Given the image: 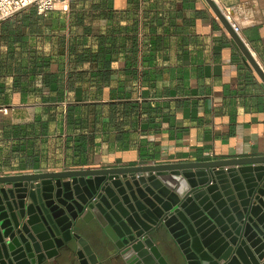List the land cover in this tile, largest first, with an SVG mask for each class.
<instances>
[{
    "label": "crops",
    "instance_id": "crops-1",
    "mask_svg": "<svg viewBox=\"0 0 264 264\" xmlns=\"http://www.w3.org/2000/svg\"><path fill=\"white\" fill-rule=\"evenodd\" d=\"M217 4L264 71V0ZM262 157L264 83L204 0H75L0 22V177ZM87 241L96 264L122 263Z\"/></svg>",
    "mask_w": 264,
    "mask_h": 264
},
{
    "label": "water",
    "instance_id": "water-1",
    "mask_svg": "<svg viewBox=\"0 0 264 264\" xmlns=\"http://www.w3.org/2000/svg\"><path fill=\"white\" fill-rule=\"evenodd\" d=\"M78 221L95 222L123 264H168L153 240L160 230L184 264H264V157L0 177V264H43L71 242L79 264H96Z\"/></svg>",
    "mask_w": 264,
    "mask_h": 264
},
{
    "label": "rangeland",
    "instance_id": "rangeland-1",
    "mask_svg": "<svg viewBox=\"0 0 264 264\" xmlns=\"http://www.w3.org/2000/svg\"><path fill=\"white\" fill-rule=\"evenodd\" d=\"M69 3L70 1L68 2V4ZM59 7L61 6L56 5V8ZM74 230L87 240H89V238L95 240V242L99 245L101 251L105 253L107 252L106 254L111 253L114 255L116 253V250L110 243L109 239L95 222L86 225L83 222L78 221L75 225ZM153 240L161 254L164 256L168 255L165 257L168 261V264H184L181 255L179 254L171 240L166 236V233L164 231L160 230L159 233L154 234ZM102 246H106V249H103ZM73 249L74 243L71 242L61 250V255L57 257V260H54L53 263V260H49L44 262L43 264H58V262L64 258L66 260H72V258L74 257Z\"/></svg>",
    "mask_w": 264,
    "mask_h": 264
},
{
    "label": "built area",
    "instance_id": "built-area-1",
    "mask_svg": "<svg viewBox=\"0 0 264 264\" xmlns=\"http://www.w3.org/2000/svg\"><path fill=\"white\" fill-rule=\"evenodd\" d=\"M70 0H0V22L4 20L11 19L18 14L33 9L37 16L42 19H46L48 15L53 12L56 5H60V9L64 12L68 8V2ZM141 3L145 0H139ZM216 6L218 5V0H211ZM141 7L138 9V35L141 37L143 35L142 29V18H141ZM225 20L229 23L231 30L239 38V28L236 24L229 21V17L221 12ZM242 42V41H241ZM243 43V42H242ZM244 47L248 49V46L243 43ZM264 72V71H262Z\"/></svg>",
    "mask_w": 264,
    "mask_h": 264
},
{
    "label": "trees",
    "instance_id": "trees-1",
    "mask_svg": "<svg viewBox=\"0 0 264 264\" xmlns=\"http://www.w3.org/2000/svg\"><path fill=\"white\" fill-rule=\"evenodd\" d=\"M72 1H75V0H70V2H72ZM76 1H78V0H76ZM111 1H113V0H111ZM76 30L77 31H85L84 29H83V27H82V23H81V21L80 20H77V22H76Z\"/></svg>",
    "mask_w": 264,
    "mask_h": 264
},
{
    "label": "bare ground",
    "instance_id": "bare-ground-1",
    "mask_svg": "<svg viewBox=\"0 0 264 264\" xmlns=\"http://www.w3.org/2000/svg\"><path fill=\"white\" fill-rule=\"evenodd\" d=\"M146 251V253H147V255L145 256V257H147V256H149L150 254V249H147V250H145ZM153 260V259H152Z\"/></svg>",
    "mask_w": 264,
    "mask_h": 264
},
{
    "label": "flooded vegetation",
    "instance_id": "flooded-vegetation-1",
    "mask_svg": "<svg viewBox=\"0 0 264 264\" xmlns=\"http://www.w3.org/2000/svg\"><path fill=\"white\" fill-rule=\"evenodd\" d=\"M118 264H123V263H118Z\"/></svg>",
    "mask_w": 264,
    "mask_h": 264
}]
</instances>
